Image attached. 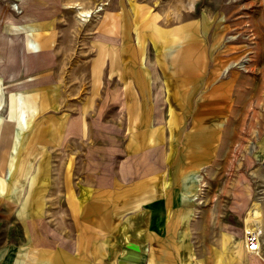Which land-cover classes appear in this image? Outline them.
I'll return each mask as SVG.
<instances>
[{
  "label": "crops",
  "instance_id": "crops-1",
  "mask_svg": "<svg viewBox=\"0 0 264 264\" xmlns=\"http://www.w3.org/2000/svg\"><path fill=\"white\" fill-rule=\"evenodd\" d=\"M135 13H114L95 48L98 87L79 110L58 87L30 107L28 144L64 149L32 161L59 156L64 167L34 165L28 184H0V264H264V188L251 203L243 181L197 185L216 158L233 81L217 84L212 31L141 26ZM102 81L112 83L103 93ZM250 226L261 233L255 255L245 250Z\"/></svg>",
  "mask_w": 264,
  "mask_h": 264
},
{
  "label": "rangeland",
  "instance_id": "rangeland-1",
  "mask_svg": "<svg viewBox=\"0 0 264 264\" xmlns=\"http://www.w3.org/2000/svg\"><path fill=\"white\" fill-rule=\"evenodd\" d=\"M127 11L140 15L141 26L166 28L197 22L212 31L216 47L211 64L219 69L217 84L231 77L233 81L228 91L230 108L218 119L227 126L218 131L215 162L199 169L197 185L204 189L209 181L223 184L227 180L230 185L243 181L250 202H256L264 188L260 178L264 172L260 157L264 149V0H0V184H28L34 165L64 167L59 156L56 161H32L43 150L64 155V149L28 144L25 138L33 123L30 107L38 103L40 92L43 101L45 91L58 87L63 97L73 100L69 110H79L81 98L93 95L98 87L96 45L113 31L114 13ZM6 31L14 33L4 35ZM13 43L24 45L25 51L17 52ZM109 86L112 83L102 81L99 92ZM14 107L20 113L12 119ZM18 120L27 125L18 127ZM43 133L40 130L39 136ZM208 170L216 171L217 178L210 179ZM225 171L229 176L220 177Z\"/></svg>",
  "mask_w": 264,
  "mask_h": 264
},
{
  "label": "built area",
  "instance_id": "built-area-1",
  "mask_svg": "<svg viewBox=\"0 0 264 264\" xmlns=\"http://www.w3.org/2000/svg\"><path fill=\"white\" fill-rule=\"evenodd\" d=\"M243 237L247 254H258L261 245V233L258 228L254 226L248 227L245 229Z\"/></svg>",
  "mask_w": 264,
  "mask_h": 264
}]
</instances>
